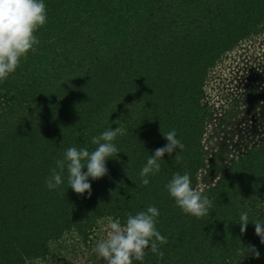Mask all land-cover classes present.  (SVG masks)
<instances>
[{
	"label": "trees",
	"instance_id": "obj_1",
	"mask_svg": "<svg viewBox=\"0 0 264 264\" xmlns=\"http://www.w3.org/2000/svg\"><path fill=\"white\" fill-rule=\"evenodd\" d=\"M44 2L47 21L35 33L40 43L0 81V264H49L52 247L71 242L92 250L109 219L123 225L129 213L150 205L167 238L164 256L146 249L143 262L133 264H264L253 222L264 223V140L207 171L198 190L213 201L209 215L185 214L164 187L187 171L197 189L207 160L208 71L262 33L264 0ZM119 125L125 132L114 143L121 152L107 160V175L89 178L90 197L69 188L67 173L59 189L46 187L67 148L92 151L93 136ZM161 125L176 130L182 159L166 153L144 186L142 167L168 143ZM215 169L222 172L213 182ZM243 212L250 221L245 233L238 223ZM95 258L93 264L105 263Z\"/></svg>",
	"mask_w": 264,
	"mask_h": 264
},
{
	"label": "clouds",
	"instance_id": "obj_2",
	"mask_svg": "<svg viewBox=\"0 0 264 264\" xmlns=\"http://www.w3.org/2000/svg\"><path fill=\"white\" fill-rule=\"evenodd\" d=\"M46 21L44 0H0V81L14 73L21 59H26L29 51L35 50V46L40 43L35 33ZM124 132L119 125L93 136L91 143L96 145V148L92 151L76 146L67 148L63 158L55 160V166L45 179L46 187L50 190L59 189L67 173L69 188L80 195L87 192L90 197L92 185L89 178L98 180L109 173L106 162L121 152L114 141L117 136L124 135ZM161 132L168 143L155 149L142 167L139 175L144 186L150 183L149 176L159 173V161L166 153L169 156L175 153L173 159L177 163L182 159L177 149L183 150L185 145L177 138L176 130L164 132L161 125ZM130 161L131 159L128 163ZM85 167L87 171H83ZM164 187L185 214L196 218L210 214L213 201L192 186V179L187 171L183 174L174 173ZM159 215L158 208L150 205L135 215L129 213L123 225L118 220L109 219L105 225L106 238L97 242L94 252L105 264H133L134 260L143 262L146 249L162 259L164 253L160 251V245L166 244L167 238L156 228ZM249 222L248 213H241L238 222L241 225V233L247 231ZM253 222L256 235L260 237L261 243H264V223L256 220ZM249 253H253L257 258L260 256L255 246H250Z\"/></svg>",
	"mask_w": 264,
	"mask_h": 264
},
{
	"label": "rangeland",
	"instance_id": "obj_3",
	"mask_svg": "<svg viewBox=\"0 0 264 264\" xmlns=\"http://www.w3.org/2000/svg\"><path fill=\"white\" fill-rule=\"evenodd\" d=\"M203 91L202 104L210 114L204 123L206 166L197 176V190L203 186V177L217 165V160L220 169L221 164H230L240 152L264 140V30L223 54L209 69ZM219 169H215L218 171L213 182L220 177L222 170ZM100 236L106 238L101 233ZM74 243L65 248L52 247L49 264H93L97 259L96 253L93 254L97 243L92 250L89 247L80 249L79 243H75V248ZM34 264L42 262L37 260Z\"/></svg>",
	"mask_w": 264,
	"mask_h": 264
}]
</instances>
